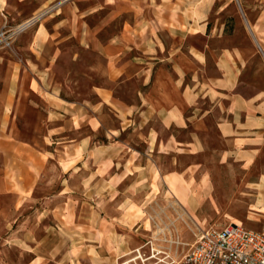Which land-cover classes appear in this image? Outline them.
Wrapping results in <instances>:
<instances>
[{
	"label": "crops",
	"instance_id": "0c3cea01",
	"mask_svg": "<svg viewBox=\"0 0 264 264\" xmlns=\"http://www.w3.org/2000/svg\"><path fill=\"white\" fill-rule=\"evenodd\" d=\"M54 1L0 0V33L21 30L0 44V264H119L158 240L148 204L170 196L197 213L214 195L213 153L261 162L264 0H129L125 19L102 21L117 32L84 28L106 68L77 102L43 65L50 20L73 7L28 26ZM55 171L58 190L42 194Z\"/></svg>",
	"mask_w": 264,
	"mask_h": 264
},
{
	"label": "rangeland",
	"instance_id": "374dc122",
	"mask_svg": "<svg viewBox=\"0 0 264 264\" xmlns=\"http://www.w3.org/2000/svg\"><path fill=\"white\" fill-rule=\"evenodd\" d=\"M128 1L55 0L50 8L41 12L38 21L50 18L57 10L68 5L73 7L72 11L75 13V16L73 15L75 19L73 17L71 19L70 13L68 12V15L64 10L60 16L50 18V23L58 26L53 33L57 36L45 59L47 61L44 60L43 64L47 66L48 77L63 98L74 102L86 98L94 100V87L104 82L106 62L94 46V40L84 41L82 37L84 28L90 30L93 35L98 31L101 40L117 32L121 27V21L115 23L113 27L102 21L112 13L118 14L119 20L125 19ZM237 13L238 9L231 7L225 16L238 17ZM61 18H69V24L63 26L64 21ZM206 138L212 147L221 146L214 123H210ZM217 154L209 156L207 167L214 178V195L202 202L197 213L186 211L170 196L164 201L152 202L146 206L148 221L152 228H156L155 235L158 239L155 240L154 234H151L149 240L155 242L158 250L167 252L172 257H181L195 243L197 235L210 227H225L237 223L250 230L264 231V154L261 162L252 168H244L235 162L222 165L218 162ZM184 158L182 159L186 160ZM49 175L53 185L44 187L42 194L58 190L57 171ZM261 181L263 184H260ZM177 242L180 243L179 246ZM145 250L149 252L150 247ZM157 257L163 260L166 256L161 253ZM128 258L130 257L121 261Z\"/></svg>",
	"mask_w": 264,
	"mask_h": 264
},
{
	"label": "built area",
	"instance_id": "2783aa9c",
	"mask_svg": "<svg viewBox=\"0 0 264 264\" xmlns=\"http://www.w3.org/2000/svg\"><path fill=\"white\" fill-rule=\"evenodd\" d=\"M39 18L36 17L28 26ZM20 31L4 29L0 33V44L10 47L13 35ZM177 244L179 246L180 243ZM155 245L154 241H148L119 264H264V231L250 230L237 223L202 230L189 251L181 257H172ZM147 247H150L149 252H145ZM160 252L166 256L163 260L157 257Z\"/></svg>",
	"mask_w": 264,
	"mask_h": 264
}]
</instances>
